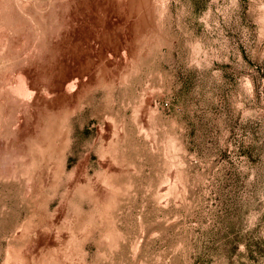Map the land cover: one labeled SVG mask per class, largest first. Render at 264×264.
<instances>
[{"label": "rangeland", "instance_id": "obj_1", "mask_svg": "<svg viewBox=\"0 0 264 264\" xmlns=\"http://www.w3.org/2000/svg\"><path fill=\"white\" fill-rule=\"evenodd\" d=\"M0 264H264V0H0Z\"/></svg>", "mask_w": 264, "mask_h": 264}]
</instances>
